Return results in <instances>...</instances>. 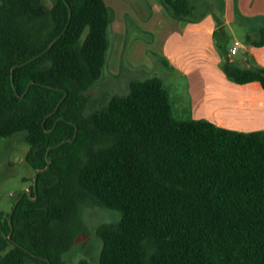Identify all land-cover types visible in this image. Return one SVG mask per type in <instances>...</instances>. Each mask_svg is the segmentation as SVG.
<instances>
[{
	"label": "trees",
	"instance_id": "1",
	"mask_svg": "<svg viewBox=\"0 0 264 264\" xmlns=\"http://www.w3.org/2000/svg\"><path fill=\"white\" fill-rule=\"evenodd\" d=\"M0 1V139L22 134L35 170L50 160L11 237L0 211V264H68L87 205L120 213L96 228L100 264H264V129L176 115L158 75L88 112L85 91L108 63L107 1ZM162 1L177 18L205 15L198 0ZM224 68L264 87V66Z\"/></svg>",
	"mask_w": 264,
	"mask_h": 264
},
{
	"label": "rangeland",
	"instance_id": "2",
	"mask_svg": "<svg viewBox=\"0 0 264 264\" xmlns=\"http://www.w3.org/2000/svg\"><path fill=\"white\" fill-rule=\"evenodd\" d=\"M44 1L50 7L56 0ZM106 1L112 11L108 63L100 79L85 91L89 97L86 110L91 112L104 106L115 94L128 93L130 83L134 79L158 75L162 77L165 87L169 90L176 115L189 117L190 114L185 110L180 98V95L184 94L180 90L185 89L188 77L185 70L174 66L166 55L167 52L173 54L182 48L181 61L185 62L184 67L189 71L192 88L202 92L209 89L210 92L212 88L218 87L210 84L211 77H214L217 70V66L211 63L217 51L210 49L206 33L199 31L194 34L188 28L184 31L185 41L179 46L174 35L166 36V30L154 31L158 24H154L157 18L170 20L175 18L162 0ZM203 3L198 13L206 11L205 13L213 14L215 18L221 15L218 2L214 1L216 8H211L209 0ZM235 37L242 41L244 39L243 34L238 32L236 36L230 34L226 42L219 29L216 36L220 41H225L226 45L234 41ZM165 39H168L165 45L166 53L163 52ZM219 49L224 52L223 46ZM195 105L198 118L214 117L216 114V107L205 103L202 95L196 94ZM221 114L220 109L218 115ZM253 127L249 129H254ZM259 129L262 130L264 127L260 126ZM29 148L22 134L0 139V211L11 212L16 200L25 190L28 189L31 193L36 170L26 159ZM119 217L120 213L115 208L85 206L82 210V219L87 231L81 232L73 247L65 253L68 264H83L82 260H86L88 264H100L102 240L97 235L96 228L100 223L114 221Z\"/></svg>",
	"mask_w": 264,
	"mask_h": 264
},
{
	"label": "crops",
	"instance_id": "3",
	"mask_svg": "<svg viewBox=\"0 0 264 264\" xmlns=\"http://www.w3.org/2000/svg\"><path fill=\"white\" fill-rule=\"evenodd\" d=\"M204 1L198 0V9L202 7ZM209 1L212 5L211 8H216L214 1L219 3L221 15H217L215 18L213 14L205 13L201 20L200 18H177L174 16L175 18H171V20L169 18H157L154 22V24L158 23L154 31L157 29L158 31L166 30V36L174 35L176 44L178 43L179 46L183 45L186 38L184 31L188 28L194 34L203 31L208 36L207 40L210 49L217 51L216 56L211 62L212 65L217 66V70H215L214 77H211L210 84L218 87L212 88L210 92L209 89L205 90L206 92L198 89V92V90L196 91V89L192 88L189 71L184 67L186 65L185 62L181 61L182 55L180 53L182 52V48L176 50L173 53L174 55L170 52L168 53L165 51L168 39H165L163 52H167V58L178 69H184L186 77H188L185 89L180 90L184 93L180 95L182 103H184L185 110L189 112L190 116L198 118L197 107L195 105L196 94L202 95L205 103L208 102L210 106L216 107L214 117L205 116L204 118L231 129L241 131L261 130L259 129L260 126L264 127V87L257 80L244 83L236 82L226 73L224 64L228 60L242 67L264 66V42L262 45H256V42L261 41L262 38L264 40V0ZM236 6L243 15L241 20L236 18ZM218 29L221 30V34L224 37L226 36V42H228L230 34L236 36L238 32L243 34L244 39L242 41L239 37H235L234 41L226 45L225 41H220L216 38ZM262 29L263 35L261 33ZM248 34L251 37L250 39L247 38ZM236 40H240L242 44L237 53L231 54L230 48ZM220 46H223L224 52L220 51ZM179 62L183 63V65ZM220 86L223 87L221 88ZM220 109L222 114L219 116L218 111ZM252 127L254 129H249Z\"/></svg>",
	"mask_w": 264,
	"mask_h": 264
},
{
	"label": "water",
	"instance_id": "4",
	"mask_svg": "<svg viewBox=\"0 0 264 264\" xmlns=\"http://www.w3.org/2000/svg\"><path fill=\"white\" fill-rule=\"evenodd\" d=\"M69 8H70V17H71V15H72V9H71V7H69ZM61 35H62V34H61ZM61 35L57 36L54 40H52V42L50 43V45H49L45 50H43V51L40 52L39 54L35 55V56L32 57L31 59L22 62L21 64H26V63H28V62H30V61L36 59V58L39 57L40 55L44 54L45 52H47V51L52 47V45L55 43V41L58 40V39L60 38ZM18 65H20V64H15V65L13 66V68H12V81H13V82H14V69H15ZM13 84H14V83H13ZM28 88H29V87H28ZM27 90H28V89H27ZM27 90H26V91H27ZM16 92H18V91L16 90ZM25 93H26V92H24L23 94H21V96L25 95ZM49 149H50V148H49ZM49 166H50V160H49L48 165H47L45 168H43V169H37V170H36L35 177H34V189H35V191H36V194L38 193L37 181H38V175H39V172L42 171V170H45V169L49 168ZM25 193L30 194V192H29L28 189L25 190V191L19 196V198L16 200V202H15V204H14V207H13L12 211L10 212V224H11V232H10V234H9L10 237L12 236V232H13V229H14V226H13V223H12V215H13V212H14V210H15L17 204L19 203V201L21 200V198L23 197V195H24Z\"/></svg>",
	"mask_w": 264,
	"mask_h": 264
},
{
	"label": "built area",
	"instance_id": "5",
	"mask_svg": "<svg viewBox=\"0 0 264 264\" xmlns=\"http://www.w3.org/2000/svg\"><path fill=\"white\" fill-rule=\"evenodd\" d=\"M242 42L240 40H236L234 42V45L230 48V53L231 54H235L238 52L240 46H241Z\"/></svg>",
	"mask_w": 264,
	"mask_h": 264
}]
</instances>
